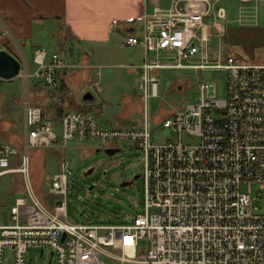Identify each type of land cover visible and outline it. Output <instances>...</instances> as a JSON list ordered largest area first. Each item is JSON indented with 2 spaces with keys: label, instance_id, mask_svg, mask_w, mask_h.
Listing matches in <instances>:
<instances>
[{
  "label": "built area",
  "instance_id": "obj_1",
  "mask_svg": "<svg viewBox=\"0 0 264 264\" xmlns=\"http://www.w3.org/2000/svg\"><path fill=\"white\" fill-rule=\"evenodd\" d=\"M220 1L172 0L161 8L148 0L154 8L143 14L142 34L124 38L145 52L143 62L131 66L141 70V123L103 126L91 110H71L61 118L60 135L32 102L31 78L56 88L70 65L61 54L37 48L33 66L0 16V50L9 46L20 61L23 88V138L18 145L0 144V176L18 172L25 185L9 220L0 219V264L7 249L11 264H27L30 247L48 248L55 264H264V63L229 54L210 58L205 22L224 23ZM175 68L225 69L227 96L217 99L215 83H202L201 102L164 115L159 127L172 137L157 139L151 102L161 93L159 71ZM93 86L101 88L99 79ZM89 138L104 147L128 141L142 150L143 212L121 222L70 221L66 160L48 180L50 192L64 199L51 208L40 198L32 150Z\"/></svg>",
  "mask_w": 264,
  "mask_h": 264
},
{
  "label": "rangeland",
  "instance_id": "obj_2",
  "mask_svg": "<svg viewBox=\"0 0 264 264\" xmlns=\"http://www.w3.org/2000/svg\"><path fill=\"white\" fill-rule=\"evenodd\" d=\"M252 3L254 4L255 1L252 0ZM236 15L237 10L230 17H236ZM230 17L227 16V23L230 21ZM222 21L226 22L223 19ZM206 22L213 24V19L209 17ZM236 29L237 33L246 30L240 27H236ZM36 31L38 32L39 29ZM252 32L254 33V31ZM36 36L37 39L25 47V52L32 64L31 49L35 46L40 45L49 53H52L58 46L48 36L45 37L42 32L37 33ZM260 38L261 34L257 33L255 36H251V39L242 37L236 39L234 44L228 42V46L225 37H223L222 44L225 48L226 46L231 47L232 55L238 60L264 63V47H259ZM68 43L70 45L65 49L72 48L74 56L77 58V64H80V67L83 66L85 47L80 48L78 44L71 41ZM216 43H218V39ZM140 48L137 47L134 61V64L138 65L143 62V53L145 54L143 48ZM86 50L90 53L87 70L92 76V80L81 81L79 84L71 83L69 87L73 91L75 101H84V95L91 92L94 95V99L91 101L93 104L75 102L76 105L73 106V109L78 111L91 110L98 117L99 123L104 126L133 127L139 125L141 112H139L138 100L140 99L141 72L138 73L135 69L132 68V70L127 66L129 62L126 59H115L108 56L107 52L98 51V49L87 48ZM126 50L127 48H124L123 52ZM123 52L119 53L123 54ZM125 55L127 54L125 53ZM66 62L68 61L66 60ZM98 66H101V88L99 90L93 86V82L97 80ZM159 76L161 78V93L158 98L151 102V111L154 115L153 124L154 127H157V139L172 137L168 129L159 127L158 121L164 115L172 112L181 104H198L201 102L202 90L200 85L202 83H215L217 99L223 100L227 96V71L225 69L197 71L179 68L161 69ZM34 79L35 77L31 78V84ZM60 90L65 91V89ZM0 92H4L8 101H11L14 96L23 95L21 79L19 77L12 80L0 79ZM30 95L32 102L37 104L32 88ZM55 131L59 135L61 134L59 125ZM188 139L186 138V140ZM105 145L100 140L89 138L70 141L65 148L59 146L52 149L45 148V174L52 175L55 173L62 160H66L69 164V177L72 187L67 197V212L70 221L121 222L127 221L132 216L144 211L145 179L143 176L144 158L142 150L133 147L131 142L122 141L121 149L111 155L104 151ZM45 174L40 182V190L46 196L40 194L39 196L46 204L54 208V204L62 201L64 196L50 192L49 181L45 178ZM137 174H140V177L134 179L131 184L122 186V182L133 179V176ZM26 256L28 260L33 259L32 264H50L51 253L48 248L41 255V248L30 247ZM5 258L7 259L6 264H11L9 249L5 252ZM51 264H55V261L52 260Z\"/></svg>",
  "mask_w": 264,
  "mask_h": 264
},
{
  "label": "crops",
  "instance_id": "obj_3",
  "mask_svg": "<svg viewBox=\"0 0 264 264\" xmlns=\"http://www.w3.org/2000/svg\"><path fill=\"white\" fill-rule=\"evenodd\" d=\"M171 1L158 0V5L161 8H168ZM254 1V4L252 0L220 1L219 4L225 8L227 16L230 17L235 10H237V15L230 17L229 22L231 23H227L226 19V22L220 24L219 28L215 24L205 22V31L209 34V43L211 44L210 58H215L218 55L221 57L232 55L228 42L234 44L236 39L242 37L251 39V36H255L257 33L261 34L259 47H264V0ZM153 8L148 0H0V16L24 47L37 39V33L42 32L45 37L48 36L52 42L58 44L52 53L61 54L69 62L70 66L60 73L58 88L44 86L37 78L31 84L36 103L43 108L44 117L53 122L54 128L59 125L61 129L62 116L68 111L75 110L73 109V106L76 105L75 102L91 104L94 99V97L93 99L83 98L84 101H75L73 91L69 87L71 83L79 84L81 81L92 80V76L87 70L90 53L86 49H98V51L107 52L108 56L115 59H126L129 62L127 66L132 69L131 66L138 65L134 64V61L139 46L125 45L124 38L131 34H142L143 14L146 10L151 11ZM236 27L246 30L237 33ZM37 29H39L38 32ZM47 33L49 35H46ZM223 37L228 45L226 46L227 50L222 44ZM217 39L218 43H216ZM69 41L78 44L80 48L85 47L83 66L80 67V64H77V58L74 56L72 48L65 49L70 45ZM37 48L44 47L35 46L31 49L32 55ZM124 48H127L126 52H123ZM5 50L12 52L9 46ZM121 51L123 54L119 53ZM98 67L96 79L100 81L101 66ZM81 68L84 69L80 70ZM135 71L141 72L140 69H135ZM14 78L0 77L1 80ZM60 89H65V91ZM22 138V95L14 96L11 101H8L4 92H0V144L14 143L18 145ZM45 160V148L32 150L33 182L36 190L42 196H46L40 190V182L45 174ZM49 177V174H45L47 180ZM24 186L22 174L18 172L0 176V219L2 222L9 220L10 207L15 199L24 192Z\"/></svg>",
  "mask_w": 264,
  "mask_h": 264
},
{
  "label": "water",
  "instance_id": "obj_4",
  "mask_svg": "<svg viewBox=\"0 0 264 264\" xmlns=\"http://www.w3.org/2000/svg\"><path fill=\"white\" fill-rule=\"evenodd\" d=\"M20 61L12 55L10 52H8L5 49L0 50V77L11 79L14 77H17L20 71ZM93 94L91 92H87L84 96L85 99H93ZM107 154L113 155L114 152H108L105 151ZM140 176V174H137L134 176V179H137ZM131 181H124L122 182V186L129 185L133 182ZM41 255H43V251H41ZM32 258L28 260L29 264H32ZM52 263V260H50V264Z\"/></svg>",
  "mask_w": 264,
  "mask_h": 264
},
{
  "label": "flooded vegetation",
  "instance_id": "obj_5",
  "mask_svg": "<svg viewBox=\"0 0 264 264\" xmlns=\"http://www.w3.org/2000/svg\"><path fill=\"white\" fill-rule=\"evenodd\" d=\"M121 149V146H114V147H104V151H108V152H114V153H116L117 151H119ZM131 173H133V172H131ZM135 176V175H134ZM134 176H133V178H134ZM140 177V176H139ZM131 180H133V179H127L126 181H131ZM27 264H29V262L27 263Z\"/></svg>",
  "mask_w": 264,
  "mask_h": 264
},
{
  "label": "trees",
  "instance_id": "obj_6",
  "mask_svg": "<svg viewBox=\"0 0 264 264\" xmlns=\"http://www.w3.org/2000/svg\"><path fill=\"white\" fill-rule=\"evenodd\" d=\"M33 66H34V63H33ZM45 86V85H44ZM138 105H139V107H140V110H139V112H141V106H142V104H141V102L138 100ZM157 124H158V122H157Z\"/></svg>",
  "mask_w": 264,
  "mask_h": 264
}]
</instances>
